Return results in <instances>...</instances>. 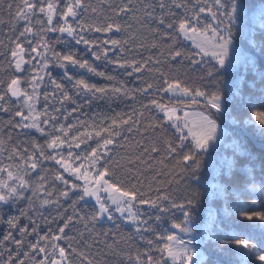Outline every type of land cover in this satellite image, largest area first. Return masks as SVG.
<instances>
[{
	"label": "snow or ice",
	"instance_id": "snow-or-ice-1",
	"mask_svg": "<svg viewBox=\"0 0 264 264\" xmlns=\"http://www.w3.org/2000/svg\"><path fill=\"white\" fill-rule=\"evenodd\" d=\"M62 2L0 0V26L5 23V12L11 24L10 32H0L4 37L0 38V58L4 61L0 63V113H14L3 130L8 132L9 142L13 131L28 135L26 130L34 129L41 136L52 135L46 141L47 150L36 141L30 148L22 140L13 143L8 154L13 162L7 166L0 163V223L6 215L8 225L0 235V264H73L72 256L79 257L80 264H93L86 252L73 247L66 229L86 219L77 207L86 197L95 198L97 205L88 219L106 218L115 223L111 209L97 195L101 190L119 194L110 199L122 216L123 205L128 206L127 219L137 233L151 231L153 213L157 219L173 210L182 215L180 223L172 224L182 236H167L170 246H166V252L173 264H208L211 252L224 253L233 244L238 264H264V242L258 243L234 227L239 217L254 222L252 226L264 233V211L256 210L264 206V67L257 60V54L264 56V39L257 42L254 38L257 30L264 33V0L256 4L252 0H212L208 6L197 2L198 11L192 16L187 15V3L182 0H100L101 7H92L88 18L82 15L90 7L85 0H68L61 10ZM179 9H184V14L176 11ZM204 13L211 22L201 33ZM134 24L164 41L202 35V43L195 44L198 52L185 55L173 44L167 49L166 60L169 64L188 60L193 65H208L202 77L209 81L208 85L192 89L179 80L170 81L160 57L149 56L143 62L135 57L128 59L126 54L137 48L139 33L134 31ZM55 33L60 34L54 37L55 44L64 45L67 51L56 50L49 37ZM89 33L103 34L105 38H90ZM116 35L122 38H112ZM77 46H82V50ZM159 46L158 42L153 44L154 49ZM143 47L141 43L139 48ZM209 55L214 63L204 60ZM87 56L113 65L137 81L144 71L151 72L160 65L155 68L159 72L157 83L144 81L142 88L132 90L123 82L109 86L90 83L87 75L110 82L115 77L100 70ZM52 65L62 70L60 79L53 77ZM29 72L33 73L30 77ZM46 78L54 86L51 95L59 96L60 106H52L54 114L48 118L49 93L45 91L46 118L41 120L40 113L35 112L34 97H38V89ZM154 88L157 93L179 94V102L186 106L196 105L199 111L195 122L188 119V111L168 108L151 99L140 112L133 109L126 118H113L108 127L101 129L106 137L97 131L99 140L90 151L75 152L83 141L76 142L75 136L69 141L68 129L72 125L65 128L55 115L84 113L96 100H119L122 96L134 100L135 92L149 96ZM65 105L72 107L69 110ZM152 106L163 116L156 117L155 123L145 124L141 117L144 111L151 114ZM47 126L63 137L50 133ZM169 127L174 130L171 138L157 135L166 133ZM116 129H126V134ZM249 137L259 138V152L249 146ZM4 143L0 139V153L5 151ZM65 145L68 159L63 154ZM70 160L81 162L77 165ZM169 160L177 161V183L187 190L186 198L179 203L164 188H157L155 197L143 190L147 174L155 173L151 183H158L163 169L158 171L157 165L167 167ZM49 162L59 165L62 171H53L47 166ZM81 173L86 180L83 187L70 179L74 176L80 180ZM61 184L63 188L59 187ZM61 198L72 199L73 214L67 215L62 226L57 225L59 234L49 229L41 235L38 221L48 222L43 211L54 205L59 209ZM134 201L152 212H132ZM145 214L148 219L143 218ZM103 235L107 237L109 233ZM61 239L68 242L67 248L58 243ZM209 245L212 247L206 252ZM145 258L147 264H153L148 252L143 257L138 255L136 264H145ZM212 264L220 262L213 260Z\"/></svg>",
	"mask_w": 264,
	"mask_h": 264
},
{
	"label": "trees",
	"instance_id": "trees-1",
	"mask_svg": "<svg viewBox=\"0 0 264 264\" xmlns=\"http://www.w3.org/2000/svg\"><path fill=\"white\" fill-rule=\"evenodd\" d=\"M67 2L68 0H63V2L60 3L59 7L61 10H63L64 5ZM182 2L187 3V15L192 16L194 15L195 11H198V8H195L197 2H199L200 6H208L211 4L212 0H182ZM252 2L256 4L259 3L260 0H252ZM85 3L90 6L88 12L82 13L83 17L85 18L91 17L92 7H101L100 0H85ZM176 11L180 14H184V9H179ZM157 14H159V9H157ZM201 15L202 18H206L200 26V31L201 33H203L204 30L207 28L208 23L211 22V18L210 16H208L207 13ZM3 19L5 23L3 26H0V32H10L11 24L9 23L6 12L3 16ZM57 22L62 23L58 20V18ZM153 27H155V25H153ZM134 31L139 33L138 39L136 41L137 48L136 50L126 54L128 59L135 57L137 60L143 62V60L147 59L149 56L153 57V59H155L156 57H160V59L164 62L163 71L167 74V77L170 81L179 80L183 86L192 89L204 88L208 85L209 81L207 79H202L207 70L208 65L202 63L201 65L197 66L193 65L188 60L169 64L166 60L167 49L173 44L179 47L180 50L184 51L185 55L198 52L199 49L195 47V44L202 43V35L195 36L190 34L189 39H185L183 36H179L175 39V41H173L172 39L164 41L162 37L156 36L153 32L147 29H140L139 25L134 24ZM57 35L60 34H49V37L53 39V43L56 47V50L67 51L64 45L55 44L54 37ZM89 37H98L100 39L105 38L103 34L92 33H89ZM0 38L4 37L0 36ZM112 38L122 37L116 35ZM254 38L257 42H259L261 39H264V33H261L259 30H257V34ZM5 42H7L6 39ZM157 42L160 46L154 49L153 44ZM141 43L144 45L143 48H139V45ZM77 47L82 50V46ZM49 55L51 54L49 53ZM86 58L89 59L91 63H94L96 67H98L100 70L106 71L109 75H113L115 77V81L110 82L100 77L86 74L89 82L95 83L98 86H109L112 83H116L118 85L119 83L123 82L126 84L127 88L132 90L136 88H142L144 86V81L153 83L154 85H156L157 83L156 78L159 76V72L155 71V68H159L160 65H155L153 71L151 72L144 71L140 77V80L137 81L135 77L129 78L124 76L123 71L115 69L113 65H106L103 61H92L91 56H87ZM196 59L200 60V56H196ZM204 60L208 61L209 63H214L211 60L210 55L208 57H204ZM257 60L260 62L261 66L264 67V56H260L259 54H257ZM3 62V58H0V63ZM50 70L54 78H61V69L52 65L50 66ZM76 71L79 72L80 70ZM32 74V72L27 73L29 77ZM40 74L42 75L43 73ZM249 79H252L251 75L249 76ZM53 87L54 86H52L50 81H48L46 78L45 83L41 85L40 89H38V97H34V100L36 101L35 112L40 113L39 118L41 120L46 118L45 99L43 95L45 91L49 93V107L47 109L48 118H50V116L54 114L52 106H60L58 102L59 96L57 95L55 98H53L51 95ZM28 91L31 92V89L29 88ZM132 94L133 93L130 92V95ZM151 99H156L159 103L167 106L168 108H177L184 111H188V119L191 122H195L196 120V113L199 111V108L196 105L186 106L185 104L179 102L182 99L179 94L165 93L163 91L157 93L155 88L153 89V93L149 96H143L139 92H135L134 100L123 96L119 100H116L115 98L110 101L96 100L93 102L91 108H85L84 113H75L72 115H67V113H65L64 115L55 113V115L59 117L60 124H62L65 128H67L69 124L72 125V127L68 129L70 133L68 137L69 141H71V138L73 136L78 137L76 142H81V140L83 141L81 143V148L75 149V152H87L91 150V147H95L97 140H99V137L95 135L97 131H101L102 128L108 127L111 124L113 118L119 119L121 115L126 118L128 115H131L133 109H135L137 112H140L142 110V105L149 103ZM21 103H23V101H21ZM12 107L15 108L16 105H12ZM65 107L70 110L72 105H65ZM24 111L27 112V108H25ZM35 112L33 113L34 116ZM180 114L183 115V111H181ZM10 115H14V113H0V139L5 142L3 145L5 151L0 153V163H3L4 166H7L9 163L13 162L10 161L8 158V154L11 152L13 143H17L18 141L22 140L25 142V146H28L30 148L32 142L36 141L39 144L43 145L47 150L46 141L52 139V135L41 136L40 133L32 129L26 130L29 133L28 135L13 131L12 141L9 142L8 132L3 129H5L6 121ZM162 116L163 114L159 112L154 106H152L151 114L149 111H144L143 117H141V119L145 124L155 123V118H162ZM81 121H83V123H81ZM41 126L43 127V125ZM59 126L60 125H57V127ZM47 127L50 133L63 137L62 133H55L51 126ZM116 130H122L126 134V129ZM173 132L174 130L169 127L166 133L161 131L158 132L157 135H163L164 138L167 139L172 137ZM89 134H91V139H89ZM101 136L106 137L107 133L101 131ZM260 143L261 141L259 140V138L253 139L252 137H249V146L252 147L254 152L260 151ZM63 154L65 158L68 159L66 145L64 147ZM69 162H74L75 164L79 165L81 161L70 160ZM47 166L52 168L53 171L59 169V165H55L54 162H49ZM161 168L163 170L160 174V179L158 183H151L153 181V176L155 175V173H148L146 178L143 179L144 192L150 195L151 197H155L156 189L164 188L171 193L173 199H175L177 203L182 202L186 198L187 190L184 188L183 185L177 183L178 177L176 174L180 172V167L177 161L169 160L167 163V167H163L158 164L157 170L159 171ZM59 170L62 171V169ZM65 175L67 176V173H65ZM91 176L92 173H89L87 177L88 182L91 181ZM70 179L73 182L81 185V187H83V185L86 183L83 173H81L80 180H76L74 176L70 177ZM169 184H171V188H168ZM59 187L63 188V185L61 184L59 185ZM72 199H77V197H72ZM72 199L61 198L59 203V209H57V206L54 205L46 208L43 211V214L45 217H47L48 222L46 223L45 220L38 221L39 231L41 235L48 233L49 229H51L54 234H59L57 225L62 226L64 219L67 218V215L73 214ZM77 207L79 209L80 215L85 217L86 219H82L78 222L72 223L69 229H66V235L71 240L73 247H76L79 250L87 253L88 257L93 260V264H136V257L138 255L143 257V254L145 252L151 254L153 258V264H165V262H167V264H173V261L167 256L166 246H170V242L167 240L168 235L175 234L177 236H182V233H180L178 229L172 228L173 223H180L183 219L182 215L178 211L173 210L167 214L161 215L159 219H157L156 214L153 213L151 222L149 224L151 231L137 233L132 222H129L126 219L127 216L125 214L123 216L119 215L110 208L115 223L108 221L106 218L102 221H92L88 218L91 217V215L93 214V210L97 207L96 203L85 198L84 201L78 202ZM131 208L132 210H134V212H152V210L148 209L146 205H140L138 201H134L131 205ZM256 210L264 211V206L258 207ZM143 218L148 219V215L145 214ZM236 219L239 222L236 223L234 227L238 231L246 233L252 240H255L258 243L264 242V233H262L258 227L254 228L252 226L254 222H249L239 217H237ZM6 220L7 216L5 215L4 222L0 223V235L5 233L8 229ZM24 222L27 223L26 220ZM255 223L258 224L259 222ZM93 225H95V227H93ZM116 225H119V227H117ZM89 229H91V231H89ZM104 232H108L109 235L105 237L103 235ZM97 233H100V235L97 236ZM149 240L152 241L151 245L148 244ZM58 243L65 248L68 247V242L64 239H61L60 241H58ZM87 245H90V247H88ZM109 245H112V247H109ZM211 247L212 246L209 245L204 250L206 252H209ZM232 247H234V244L229 248H226L224 253L211 252V259L208 261V264H212L213 260H219L220 264H238V261L235 258V253L232 251ZM72 262L73 264H80V258L77 256H72ZM145 264H147L146 258Z\"/></svg>",
	"mask_w": 264,
	"mask_h": 264
},
{
	"label": "rangeland",
	"instance_id": "rangeland-1",
	"mask_svg": "<svg viewBox=\"0 0 264 264\" xmlns=\"http://www.w3.org/2000/svg\"><path fill=\"white\" fill-rule=\"evenodd\" d=\"M90 179H92V176H91ZM97 195H99L102 198V200L107 203V205L109 206V208H111L115 213L121 215L120 212L116 211V207L117 206L115 204H113L112 203V199H110V196H112V197H118L119 196L118 193H110V192H106V191L101 190L99 193H97ZM86 199L91 200L94 203H96L95 198H87L86 197ZM123 207L125 209L124 214L128 217V215H129L128 206L127 205H123ZM131 211L134 212V210H132V208H131ZM127 217H126V219H127ZM128 221L131 222L130 220H128Z\"/></svg>",
	"mask_w": 264,
	"mask_h": 264
}]
</instances>
